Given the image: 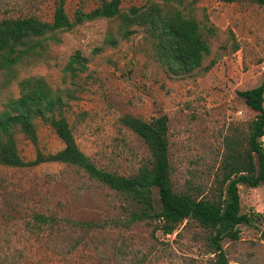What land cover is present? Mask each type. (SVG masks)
Here are the masks:
<instances>
[{"label": "rangeland", "instance_id": "obj_1", "mask_svg": "<svg viewBox=\"0 0 264 264\" xmlns=\"http://www.w3.org/2000/svg\"><path fill=\"white\" fill-rule=\"evenodd\" d=\"M53 1L0 0V18L34 15L49 21ZM152 2L176 8L197 23L209 47L197 69L170 73L153 57L145 27L132 24L122 37L119 18H98L44 38L27 59L0 69V109L19 95L22 79L41 77L62 96L77 147L98 168L124 176L147 164L149 152L120 117L148 120L164 114L172 188L206 197L216 190L231 141H242L255 114L237 91L257 85L264 73V5L120 0L119 7L126 13ZM98 3L65 0L64 9L71 18L75 10L88 11ZM75 51L84 67L70 75L63 67ZM34 125L35 143L14 134L24 161L63 146L46 123L34 119ZM260 142L264 146V135ZM237 188L239 210L251 219L237 226V239L221 240L226 264H264V185ZM132 208L130 200L76 165L0 164V264H212L208 229L183 220L164 234L153 220L126 223V210ZM35 214L50 220L36 223Z\"/></svg>", "mask_w": 264, "mask_h": 264}, {"label": "trees", "instance_id": "obj_2", "mask_svg": "<svg viewBox=\"0 0 264 264\" xmlns=\"http://www.w3.org/2000/svg\"><path fill=\"white\" fill-rule=\"evenodd\" d=\"M252 1L264 5V0ZM64 3L65 0L53 1L49 21L34 15L0 18V69L8 70L27 59L37 48H41L44 38L54 39L57 32L68 31L77 24L98 18H119L122 37L127 36L128 27L132 24L145 27L150 36L153 57L173 74L184 75L197 69L202 58L209 52L197 23L176 8L152 2L130 7L124 13L120 11V0H99L94 8L88 11L77 9L69 18ZM83 60L80 53L75 51L69 55L63 69L70 75H75L84 67ZM19 88V95L7 99L4 108L0 109L1 165L21 167L43 160L76 165L89 177L131 201L133 208L126 210V223L153 220L162 233L169 234L183 220H192L209 231L206 239L213 254L212 264L227 263L221 240L237 239V226L247 224L251 219L249 214L239 210L237 185H264V146L260 142L264 135V73L257 85L237 91L245 105L255 114L247 124L242 141L236 138L231 141L221 161L216 190L206 197L172 188L167 154L166 115L148 120L129 114L120 117L121 122L143 141L149 152L147 164L140 166L136 173L124 176L98 168L77 147L63 114L62 96L41 77L24 78L19 82ZM34 119L46 123L63 146L46 155L37 153L33 161H24L16 149L14 134L16 131L20 132L35 143ZM34 220L42 223L50 220V217L35 214ZM262 236L264 237V232Z\"/></svg>", "mask_w": 264, "mask_h": 264}]
</instances>
